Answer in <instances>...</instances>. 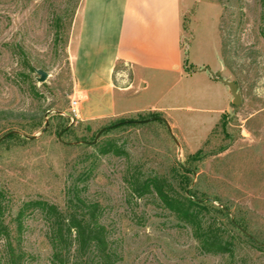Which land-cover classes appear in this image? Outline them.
Returning a JSON list of instances; mask_svg holds the SVG:
<instances>
[{"label":"rangeland","instance_id":"rangeland-1","mask_svg":"<svg viewBox=\"0 0 264 264\" xmlns=\"http://www.w3.org/2000/svg\"><path fill=\"white\" fill-rule=\"evenodd\" d=\"M180 1L184 74L150 73L145 89L116 93L130 112L163 113L89 124L70 112L83 0H0V139L17 132L28 141L0 142V217L13 241L20 239L13 242L20 264H51L52 250L44 216L28 210L18 235V212L31 201L64 211L74 185L100 207L113 264H264V0ZM207 69L238 86L239 106ZM38 71L48 75L44 83ZM153 114L168 122L178 144L158 119L130 124ZM64 125L72 134L60 138ZM181 167L192 170L186 191ZM135 176L160 177L174 194L211 200L227 216L197 210L202 230L228 241L230 252H204L193 226L155 193L134 194L127 181ZM0 264H14L2 238Z\"/></svg>","mask_w":264,"mask_h":264},{"label":"crops","instance_id":"crops-1","mask_svg":"<svg viewBox=\"0 0 264 264\" xmlns=\"http://www.w3.org/2000/svg\"><path fill=\"white\" fill-rule=\"evenodd\" d=\"M72 48L74 99L89 124L130 113L116 93L143 90L150 73L185 72L180 0H83ZM124 84V85H119Z\"/></svg>","mask_w":264,"mask_h":264},{"label":"trees","instance_id":"trees-1","mask_svg":"<svg viewBox=\"0 0 264 264\" xmlns=\"http://www.w3.org/2000/svg\"><path fill=\"white\" fill-rule=\"evenodd\" d=\"M152 117L159 118L160 116L159 114H153ZM121 124H125V122ZM72 130L71 127L64 125L60 128L59 136L61 138L68 137L72 134ZM109 131L110 128L102 135ZM8 139L28 142L17 133L9 135ZM91 146L98 147L99 145L92 144ZM99 153L103 154L102 151H99ZM199 157H201V151L196 153L193 159ZM180 170L183 190L186 191L191 184V178L188 175L192 173V170L185 167H181ZM90 172L91 169H87L84 172V176L88 177ZM127 182L131 185L135 195L142 198L148 194L155 193L156 198L165 208L193 226L204 252L218 254L230 252V243L228 241L213 235L211 231L202 230L197 210H208L211 207L227 216V213L215 207L211 201L196 200L192 193L189 196L174 194L169 181L160 177H147L141 180L135 176L132 177L131 181ZM70 194H72L71 198L64 211L60 210L56 205L45 201L26 203L16 217V222L18 223L17 234L22 233L21 221L26 212L28 210L38 211L47 222V239L52 250L51 264H113L115 257L109 249L107 230L99 222V205L88 203L87 200L83 199L79 195L77 185L71 188ZM238 229L246 235L244 226L239 224ZM12 236L11 228L0 217V240L1 238L5 240L8 253L14 264H20L22 256L16 254V248L13 243L18 244L20 239L15 237V241H13ZM246 237L253 240L248 235ZM258 245L260 246L259 248L264 247V245Z\"/></svg>","mask_w":264,"mask_h":264},{"label":"water","instance_id":"water-1","mask_svg":"<svg viewBox=\"0 0 264 264\" xmlns=\"http://www.w3.org/2000/svg\"><path fill=\"white\" fill-rule=\"evenodd\" d=\"M206 71L212 75V77H213L214 80L218 81L219 83H221L222 85H224L225 87L228 88L229 94H230V96L232 97V104H233L234 106H239V105L241 104V102H242V99H241V94H240L239 91H238V86H237L234 82H230V81H228V80H225V79L221 78V77H220V73H218L217 75H213L211 70L207 69ZM38 74H39V76H40V78H39V82H40V83H44V82L46 81L48 75H47L44 71H38ZM48 114H49V113H48ZM155 119H158V120L162 121V122L166 125V127H167L169 133H170L171 136L173 137V140L175 141V143L178 144L177 140L175 139V137H174L173 134H172V130H171V128H170L168 122H167L164 118H162V117H159V118H153V119H149V120H145V121H141V122H132V123H149V122H151V121H154ZM48 127H49V121H46V125H45V128L43 129L42 133H45V132L47 131ZM106 130H107V129H102L101 131H99V133L96 135V139H95L92 143H90V144H91V145H92V144H95V143L97 142V140L100 138V136H101ZM15 133H17V132H11V133H8L7 135H5L4 137H2V138L0 139V142H2L3 140H5L9 135H11V134H15ZM59 137H60V136H59ZM36 138H37V137H28L27 139H28V140H34V139H36ZM60 138H61V137H60ZM187 194H189V192H187ZM210 201H211V200H210ZM246 235H247V234H246ZM248 236H249V235H248Z\"/></svg>","mask_w":264,"mask_h":264},{"label":"built area","instance_id":"built-area-1","mask_svg":"<svg viewBox=\"0 0 264 264\" xmlns=\"http://www.w3.org/2000/svg\"><path fill=\"white\" fill-rule=\"evenodd\" d=\"M79 106H80L79 100L73 99L71 101L70 112H71V119L72 120L80 118Z\"/></svg>","mask_w":264,"mask_h":264}]
</instances>
